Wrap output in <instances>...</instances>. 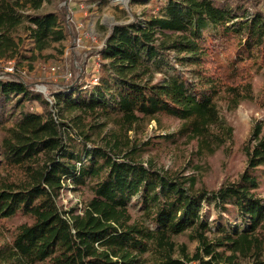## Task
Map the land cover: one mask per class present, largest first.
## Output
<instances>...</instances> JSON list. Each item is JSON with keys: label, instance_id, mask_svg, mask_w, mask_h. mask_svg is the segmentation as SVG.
I'll return each instance as SVG.
<instances>
[{"label": "trees", "instance_id": "obj_1", "mask_svg": "<svg viewBox=\"0 0 264 264\" xmlns=\"http://www.w3.org/2000/svg\"><path fill=\"white\" fill-rule=\"evenodd\" d=\"M43 1L0 0V60L32 67L76 36L68 4L24 18ZM156 7L143 22L134 15L113 26L96 85L64 84L51 104L17 77L0 79V264H264V198L255 174H264L262 124L244 144L238 180L215 190L145 162L153 143L130 136L168 116L179 128L153 142L179 137L213 154L234 140L221 108L256 101L264 109V81L257 95L253 83L255 74L264 76V0ZM25 42L31 46L22 51ZM162 59L173 71L156 79L152 66ZM68 188L90 191L81 211L59 205ZM211 202L224 213L235 208L242 224L213 226L203 214ZM18 216L31 222L12 227ZM180 236L197 243L194 252Z\"/></svg>", "mask_w": 264, "mask_h": 264}, {"label": "rangeland", "instance_id": "obj_2", "mask_svg": "<svg viewBox=\"0 0 264 264\" xmlns=\"http://www.w3.org/2000/svg\"><path fill=\"white\" fill-rule=\"evenodd\" d=\"M157 3L167 4L168 0H129L127 5L117 0H107L105 3L101 0H44L39 10L30 8L23 11L25 18L27 15L54 12L58 7L68 4V22L72 25L73 34L76 33V36H69L62 44L45 50L32 67L27 60H18L21 68L27 71L21 80L45 99H53L54 94L58 93L64 84L71 85L76 81H81V85L90 83L94 76H99L102 58L98 57L97 53L106 43L113 26L132 21L135 18L134 15L139 16L143 22L144 15L149 11L154 14L158 13ZM78 36L82 37L79 45L76 41ZM30 46L29 42H25L22 51L29 50ZM161 61L152 66L156 79H161L173 71L171 62L166 59ZM7 65L9 64L6 61L0 60V79H10V76L6 75L3 70ZM53 67L56 68V75L51 70ZM69 73H72V78L67 82L64 76ZM263 81L262 73L255 74L253 83L256 95ZM38 106V103H35L34 110L40 109ZM221 116L233 126L235 136L232 142L219 148L213 154L198 151L196 142L187 144L184 143L185 139L179 137L176 141L153 142L159 139L160 135L176 132L179 128L181 122L168 116L160 118L161 124L153 121L148 125L147 130L139 133L130 132V136L134 141L153 143L143 156L145 162L152 159L156 168L181 170L185 175H194L198 180L197 186L215 190L224 183L237 181L245 170L247 161L243 150L244 144L251 137L257 124L263 125L264 134V109L256 101H244L232 111L221 108ZM160 125L163 127L162 130H158ZM255 174L260 179L259 193L264 198V174L260 170ZM89 197V190L68 188L60 196L59 205L65 210L77 207L81 211ZM133 202L135 204V199ZM132 208L134 217L138 218L140 205H133ZM203 214L208 217L213 226L219 224L234 226L236 223L241 225L243 222L240 213L235 208L230 207L228 212L224 213L215 207L214 202L204 205ZM25 221L31 222L28 218L18 216L11 221L10 225L15 227ZM177 240L179 243H186L191 253L195 251L196 242L190 241L186 236H180Z\"/></svg>", "mask_w": 264, "mask_h": 264}, {"label": "built area", "instance_id": "obj_3", "mask_svg": "<svg viewBox=\"0 0 264 264\" xmlns=\"http://www.w3.org/2000/svg\"><path fill=\"white\" fill-rule=\"evenodd\" d=\"M76 41H78V45H79L80 42L82 41V37L81 36H78V38H77ZM105 44L106 43H104L100 47L101 50L103 49V47L105 46ZM101 50H99V52ZM99 52L97 53L98 57H100V53ZM6 63L9 64V65L5 66V68H3V70L5 71V74L6 75H9L10 76V78L17 77L19 79H22V78L25 77L26 72H27L25 68L17 67V64H16V62L14 60L6 61ZM51 70H52L53 74H55L56 68L53 67ZM70 78H72V73L66 74L64 76V79H66L67 82H69L68 79H70ZM98 83H99V76L96 75V76H94L92 78L91 82L86 85V87L89 86V85H96ZM52 98L53 99H47L51 104H53L55 102V97L53 96Z\"/></svg>", "mask_w": 264, "mask_h": 264}, {"label": "bare ground", "instance_id": "obj_4", "mask_svg": "<svg viewBox=\"0 0 264 264\" xmlns=\"http://www.w3.org/2000/svg\"><path fill=\"white\" fill-rule=\"evenodd\" d=\"M117 1H121L123 2L125 5H127L129 3V0H117Z\"/></svg>", "mask_w": 264, "mask_h": 264}]
</instances>
